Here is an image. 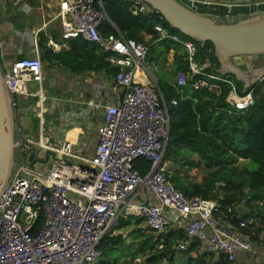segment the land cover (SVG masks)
Here are the masks:
<instances>
[{
  "label": "built area",
  "instance_id": "1",
  "mask_svg": "<svg viewBox=\"0 0 264 264\" xmlns=\"http://www.w3.org/2000/svg\"><path fill=\"white\" fill-rule=\"evenodd\" d=\"M122 1L128 2L134 16L154 13L160 22L163 19L141 0ZM56 15L61 40L80 39L96 45L109 66L117 69L109 84L113 99L96 104L102 119L95 128L92 153L77 154L75 145L57 139L58 129L49 125L58 102L47 98L45 65L36 46L32 58H0L18 142L15 166L0 195V264H91L100 260L97 247L124 208L142 217L153 233L183 229L188 238L177 243L180 253L194 240L200 251L222 255L230 264H241L239 258L253 255L250 236L239 228L264 227V223L244 218L238 228L229 221L244 215L247 196L234 203L185 197L170 180V160L164 158L169 117L163 94L145 64L148 40L136 41L117 30L116 35H103V23L114 25L101 0H59ZM153 29L157 41L168 40L179 46L180 55L185 54L187 68L176 72L172 84L178 95L196 76L190 83L193 89L218 94L220 83L226 84L230 109L245 111L253 105L251 90L238 91L233 77L212 70L209 59L196 58L193 40L170 33L161 23ZM47 43L53 48L58 44L51 38ZM171 103L175 105L176 100ZM22 119H30V125L25 128ZM140 157L151 164L143 176L134 167ZM140 188L149 192L153 202L128 205Z\"/></svg>",
  "mask_w": 264,
  "mask_h": 264
},
{
  "label": "trees",
  "instance_id": "2",
  "mask_svg": "<svg viewBox=\"0 0 264 264\" xmlns=\"http://www.w3.org/2000/svg\"><path fill=\"white\" fill-rule=\"evenodd\" d=\"M101 5L114 25L113 27L109 23H103L100 26L103 35H116L117 30L136 41H144V35H150L149 42L152 43L158 36L153 27L161 23L170 33L188 38L172 29L164 19L160 22L154 13L132 15L126 1L101 0ZM40 38L41 44L44 39L43 36ZM166 41L161 40L158 43ZM193 41L197 47L196 58L209 59L211 69L219 71L213 46L210 43ZM173 45L175 71L186 70L185 54H177L179 46ZM167 48L170 49V46ZM44 55L50 62L56 61L74 73L104 70L113 75L117 70L109 66L105 61V54L96 45L80 39L69 41V49L66 50L54 51L53 48H45ZM195 78L197 77L188 80L181 95L172 86L174 80H157L169 117L164 158L176 161L178 169L194 167L206 172L200 183L186 184L182 179L170 175L171 182L185 197L197 196L234 203L247 196L248 201L256 198L264 206V80L248 87L252 91L254 103L249 109L239 111L230 109L226 102L229 89L226 84L220 83V92L216 94L206 88L193 89L190 83ZM172 99L176 100L175 105L171 103ZM237 162L243 164L241 169L235 166ZM150 165V161L143 157L134 162V167L142 176L147 173ZM216 181L223 184L216 186ZM219 192L223 195L219 196ZM258 216L264 219V214ZM241 219H244L243 215L240 218L232 217L229 221L238 227ZM131 221H135L134 225L145 223L138 215H128L127 221L119 220L117 228H125ZM257 223L264 222L258 220ZM251 227L253 225L249 228H238L251 238ZM135 232L133 239L137 242L129 244L126 253L123 252L124 245L119 247L125 243L122 236L107 232L97 247L102 253L99 264H143L137 261L139 255L146 256L147 264H230L224 256L215 257L212 253L197 252L198 255L192 257L190 252L196 249L198 243L194 240L190 241L186 251L178 252L177 243L188 238L183 229L169 228L157 236L153 233L144 234L140 228ZM160 241L163 247L156 249V244ZM120 257L123 259L120 260Z\"/></svg>",
  "mask_w": 264,
  "mask_h": 264
},
{
  "label": "crops",
  "instance_id": "3",
  "mask_svg": "<svg viewBox=\"0 0 264 264\" xmlns=\"http://www.w3.org/2000/svg\"><path fill=\"white\" fill-rule=\"evenodd\" d=\"M202 1L228 5L264 3V0ZM58 4L59 0H0V58L5 61L11 58H32L36 46V49L42 55V63L45 65L46 71L47 63L45 59H47V57H45L44 53L45 48L50 47L47 43L48 38H51L53 41L55 39L58 41L55 48L50 47L53 48L54 51L69 49V41L60 39V20L56 17ZM48 10L50 11L48 12ZM52 12L53 15H50ZM244 17L245 16L241 15H230L226 20L236 21ZM42 36L45 43L42 44L41 42L40 44L39 38ZM150 37V35H144V40H150ZM156 43H158L157 40L150 43V46ZM168 52L170 53H167V55L171 57H168L167 61L172 63L174 70H176L174 64V48L169 49ZM177 54L179 53L177 52ZM50 63V67L58 68L57 65L53 64L58 62L53 61ZM231 63L238 69L239 76L226 74L234 78L240 91L244 89L247 83H251V81L259 75L264 74V55L235 57L232 58ZM66 70L69 72L70 86L65 85L64 81L59 80L50 86V89L53 90L51 91V95H48L46 92L47 96L51 97V99L56 98L55 100L58 102L50 113L52 123L50 122L49 125L58 129L56 134L57 139L64 138L75 145V153L88 155L92 153L96 141V129L94 130L93 136L88 131L90 126L89 118L93 112L96 113L95 118H97V126L102 119V111L100 108L96 107V104H107L112 102L113 94H111L109 87L112 74L104 70H99L97 72L85 71L83 73H74L68 69ZM219 72H222L220 68ZM63 100L64 102H61ZM30 119L31 125L37 130V126L35 125L36 119L33 116H31ZM30 119L21 120L25 128L30 125ZM54 121H56V124ZM51 126H48L49 132L53 129ZM144 201L152 203L153 199L145 188H140L129 198L127 204H135ZM126 210L127 208H124L122 212L127 214Z\"/></svg>",
  "mask_w": 264,
  "mask_h": 264
},
{
  "label": "water",
  "instance_id": "4",
  "mask_svg": "<svg viewBox=\"0 0 264 264\" xmlns=\"http://www.w3.org/2000/svg\"><path fill=\"white\" fill-rule=\"evenodd\" d=\"M158 12L180 34L199 43H210L219 68L225 74L239 76L232 58L264 55V3L227 5L202 0H141ZM230 15L245 16L236 21ZM264 74L247 83L259 82ZM18 142L11 96L6 90L0 66V195L8 184Z\"/></svg>",
  "mask_w": 264,
  "mask_h": 264
},
{
  "label": "rangeland",
  "instance_id": "5",
  "mask_svg": "<svg viewBox=\"0 0 264 264\" xmlns=\"http://www.w3.org/2000/svg\"><path fill=\"white\" fill-rule=\"evenodd\" d=\"M50 10H48L49 12ZM50 15H53V12L50 13ZM55 15V14H54ZM48 27V26H47ZM48 33V30H47ZM54 42L58 41L55 39ZM149 42V40H148ZM42 43H45V40L42 41ZM150 43V42H149ZM174 48V45L169 43V41L167 40L165 43H156V44H152L149 48V51L146 55L145 58V64L148 65L149 70L153 73V77L154 79L156 78L157 80H164L166 82H172L175 79V75L176 72L174 70V66L172 63H169V61H167L168 57H171L169 55H167L169 47ZM175 50V49H174ZM173 58V56H172ZM12 59V58H11ZM173 61V60H172ZM45 62L47 63L46 65V81H47V85L45 87L46 92L48 93V95H51V91H53L52 89H50V86L53 85V83H55L56 81H64L65 85H69L70 84V77H69V72L60 64L58 63H53L55 65L58 66V68L55 67H50L51 63L45 59ZM58 69V70H57ZM156 76V77H155ZM68 80V81H67ZM52 83V84H51ZM70 86V85H69ZM67 87V86H66ZM238 87V85H237ZM238 91H240V89L238 88ZM47 98H49V96H47ZM48 103V99L46 100V105L49 106ZM96 113H92L90 118H89V122H90V126H89V133L94 134V130L96 128V123H97V118ZM95 115V116H94ZM94 116V117H93ZM56 124V121H54ZM194 157V156H193ZM235 166L238 169H241L243 164L241 162H237L235 164ZM168 172L170 173V175L178 177L180 179H182L186 184H196V183H200L204 177L206 176V172L204 170H200L198 168H191V169H185L183 168H179L178 169V165L176 161H170L168 164ZM223 183L221 181H216L215 185H222ZM219 196L223 193L219 192L218 193ZM133 195V194H132ZM131 195V196H132ZM239 199V196H236ZM264 214V206L262 205V202L260 200H257L256 198H252L249 199L248 201V205H246V208H244V218H248V219H252L255 222H258V220L260 222H264V219H262L261 217H259V214ZM124 212H120L118 213V217L112 222V224L108 227V232L112 233V235H121L122 238L125 240L124 244H120L119 247H123L122 245H124L123 248V252L126 253L128 250V246L131 243H136L137 241L133 239L135 233V230L140 228L141 231H143L144 234H149V233H153L144 222L139 223L137 225H134L135 221H131L129 223V225L125 228H117V225L119 224V220L123 219V221H127L128 215H132V216H136L135 214H131L130 212L127 214H124ZM127 215V216H126ZM246 215V216H245ZM256 217H259V219ZM169 228H167L166 230H168ZM166 230L164 232H166ZM161 232V233H164ZM159 233H153V235L157 236ZM251 243L252 246L254 248V254H246L244 258H239V262L241 264H264V227L262 226H253V229L251 230ZM254 236V238H252ZM162 242L160 241L158 244H156V249H159L162 246L161 244ZM120 252V251H119ZM197 252L202 253V251H200L198 248H196L195 250L190 252V255L192 257L198 255ZM149 253V252H148ZM145 257L146 256H142L139 255L137 258V261H140V263L142 262L143 264H147L145 262ZM123 259V257H120V260ZM101 260V258H100ZM100 260H98V258L93 261L91 264H99ZM164 263V261L162 262Z\"/></svg>",
  "mask_w": 264,
  "mask_h": 264
},
{
  "label": "bare ground",
  "instance_id": "6",
  "mask_svg": "<svg viewBox=\"0 0 264 264\" xmlns=\"http://www.w3.org/2000/svg\"><path fill=\"white\" fill-rule=\"evenodd\" d=\"M160 88V87H159ZM249 89V88H248ZM164 96V95H163ZM246 216V215H245Z\"/></svg>",
  "mask_w": 264,
  "mask_h": 264
}]
</instances>
